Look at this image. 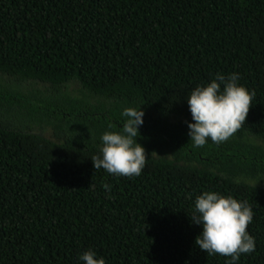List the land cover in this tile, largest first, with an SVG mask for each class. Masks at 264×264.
I'll return each instance as SVG.
<instances>
[{
	"label": "trees",
	"instance_id": "1",
	"mask_svg": "<svg viewBox=\"0 0 264 264\" xmlns=\"http://www.w3.org/2000/svg\"><path fill=\"white\" fill-rule=\"evenodd\" d=\"M233 72L245 122L193 147L187 95ZM140 105L141 174L95 170ZM208 190L252 207L238 264H264V0H0V264H226L194 243Z\"/></svg>",
	"mask_w": 264,
	"mask_h": 264
},
{
	"label": "clouds",
	"instance_id": "2",
	"mask_svg": "<svg viewBox=\"0 0 264 264\" xmlns=\"http://www.w3.org/2000/svg\"><path fill=\"white\" fill-rule=\"evenodd\" d=\"M252 95L239 83L235 72L227 76L217 73L210 81L196 85L186 97L191 113L188 136L193 147H203L209 140L216 144L227 141L245 122ZM120 115L122 125L100 136L98 153L91 159L95 170L102 168L115 176H139L149 159L138 142L144 111L141 105L128 106ZM189 216L201 227L194 243L207 255L219 254L229 258L226 264H238L242 254L255 251V239L248 231L254 213L247 202L208 190L195 197ZM78 260L82 264H106L105 258L91 249L80 253Z\"/></svg>",
	"mask_w": 264,
	"mask_h": 264
}]
</instances>
